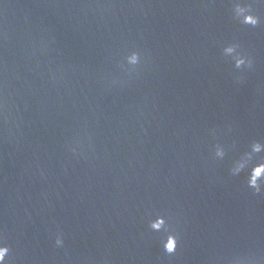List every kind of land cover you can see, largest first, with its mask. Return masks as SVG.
Listing matches in <instances>:
<instances>
[{
	"label": "water",
	"instance_id": "1",
	"mask_svg": "<svg viewBox=\"0 0 264 264\" xmlns=\"http://www.w3.org/2000/svg\"><path fill=\"white\" fill-rule=\"evenodd\" d=\"M0 246L264 264V0H0Z\"/></svg>",
	"mask_w": 264,
	"mask_h": 264
},
{
	"label": "clouds",
	"instance_id": "2",
	"mask_svg": "<svg viewBox=\"0 0 264 264\" xmlns=\"http://www.w3.org/2000/svg\"><path fill=\"white\" fill-rule=\"evenodd\" d=\"M241 11H243V9H241ZM245 23H250L252 25H256L258 23V18L254 15H247L245 16ZM140 58H138L137 63H139ZM243 62V61H242ZM173 239L175 240L176 237H173ZM62 243L61 240H57V244ZM176 249L175 248H169L168 252L169 253H173ZM8 248L6 246H0V264H4V259L5 256L8 254Z\"/></svg>",
	"mask_w": 264,
	"mask_h": 264
}]
</instances>
